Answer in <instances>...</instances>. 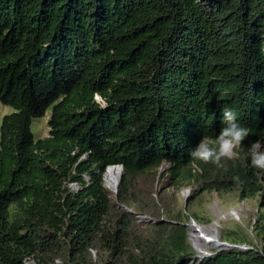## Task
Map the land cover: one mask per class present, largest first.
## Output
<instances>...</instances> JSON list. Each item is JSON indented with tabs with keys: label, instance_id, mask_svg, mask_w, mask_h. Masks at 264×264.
I'll list each match as a JSON object with an SVG mask.
<instances>
[{
	"label": "trees",
	"instance_id": "1",
	"mask_svg": "<svg viewBox=\"0 0 264 264\" xmlns=\"http://www.w3.org/2000/svg\"><path fill=\"white\" fill-rule=\"evenodd\" d=\"M0 104V264H186L208 192L259 198V244L229 232L249 247L197 263L264 264V0H0ZM225 107L248 128L237 155L195 160Z\"/></svg>",
	"mask_w": 264,
	"mask_h": 264
},
{
	"label": "rangeland",
	"instance_id": "2",
	"mask_svg": "<svg viewBox=\"0 0 264 264\" xmlns=\"http://www.w3.org/2000/svg\"><path fill=\"white\" fill-rule=\"evenodd\" d=\"M11 112V108L2 106L0 104V120L2 116L6 113ZM50 111L47 110L43 117L34 118L30 124V130L35 139L43 138L48 135V119ZM264 144V141L262 142ZM254 151V146L252 148ZM227 158H232V156H224ZM163 168H159L161 172ZM103 184L105 185V177L103 174ZM74 187L72 185L71 189ZM107 188V187H106ZM108 189V188H107ZM158 191L164 190L168 194L171 192V189H167V181L165 179L159 180L157 183ZM191 194V188H181L176 193L179 203L185 204L188 196ZM203 210L199 213L204 215L209 221H195L192 218L186 223L188 243L193 250L194 256L186 260V264H197L195 259L199 255H211L214 251L220 249H230L234 248L235 244L226 242L229 245L224 244L223 238L226 236V233H231L238 237L247 238L252 242V245H258L259 239L253 236V231L258 224V216L260 213L258 207V197H254L250 200H234L233 202L225 203L218 195L214 192H208L203 195ZM264 212V210H263ZM206 219V220H207ZM234 232V233H233ZM219 238L215 241V244H212L213 236ZM209 240H211L209 242ZM240 248L249 247L248 244L244 245L243 243L238 244ZM238 249V248H237ZM197 258H194L196 257Z\"/></svg>",
	"mask_w": 264,
	"mask_h": 264
},
{
	"label": "clouds",
	"instance_id": "3",
	"mask_svg": "<svg viewBox=\"0 0 264 264\" xmlns=\"http://www.w3.org/2000/svg\"><path fill=\"white\" fill-rule=\"evenodd\" d=\"M222 111L225 123L216 139L202 138L189 150L190 156L195 160L211 162L218 167L222 166L221 157L237 155L235 150L241 146V141L248 134V128L237 119L233 108L225 107ZM253 145L254 151L249 154V163L256 169L264 170V144L258 138Z\"/></svg>",
	"mask_w": 264,
	"mask_h": 264
},
{
	"label": "bare ground",
	"instance_id": "4",
	"mask_svg": "<svg viewBox=\"0 0 264 264\" xmlns=\"http://www.w3.org/2000/svg\"><path fill=\"white\" fill-rule=\"evenodd\" d=\"M119 174H120V170L118 167H108L104 173L105 185L112 192H114V190H115V187H116L115 185H116V182L119 178ZM212 236H213L212 244H215V241L219 240V238H217L214 235H212ZM215 245H218V244H215Z\"/></svg>",
	"mask_w": 264,
	"mask_h": 264
},
{
	"label": "water",
	"instance_id": "5",
	"mask_svg": "<svg viewBox=\"0 0 264 264\" xmlns=\"http://www.w3.org/2000/svg\"><path fill=\"white\" fill-rule=\"evenodd\" d=\"M108 167H118L119 170H120L119 178H118V180H117V182H116V185H115L116 187H115V190H114V192H113V193H116V192H117V187H118V184H119V181H120V177H121V175H122V173H123V168H122L121 165H111V166H108ZM108 167H107V168H108ZM107 168H106V169H107ZM144 220H145V221H148V222H151V221H152L149 217H145ZM224 244H225V245H229V244L226 243V242H224Z\"/></svg>",
	"mask_w": 264,
	"mask_h": 264
},
{
	"label": "built area",
	"instance_id": "6",
	"mask_svg": "<svg viewBox=\"0 0 264 264\" xmlns=\"http://www.w3.org/2000/svg\"><path fill=\"white\" fill-rule=\"evenodd\" d=\"M209 241H211V240H209ZM212 242V241H211ZM235 247H237L238 249H247V247H242V248H240L239 246H235ZM204 256H207V255H199L198 256V258H197V256L196 257H194V258H197V260H200V259H202ZM195 261H196V259H195ZM197 264H199V262L197 263Z\"/></svg>",
	"mask_w": 264,
	"mask_h": 264
}]
</instances>
